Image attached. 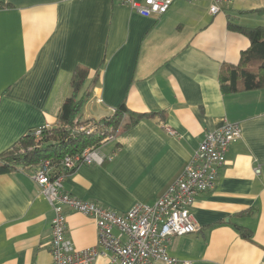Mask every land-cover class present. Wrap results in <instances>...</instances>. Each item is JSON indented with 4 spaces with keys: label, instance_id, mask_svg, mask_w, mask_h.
Listing matches in <instances>:
<instances>
[{
    "label": "crops",
    "instance_id": "1",
    "mask_svg": "<svg viewBox=\"0 0 264 264\" xmlns=\"http://www.w3.org/2000/svg\"><path fill=\"white\" fill-rule=\"evenodd\" d=\"M0 6V154L56 126L77 67L90 70L84 119L110 118L121 104L154 114L102 147L112 161L80 166L63 180L65 193L120 214L138 203L154 205L207 132L238 124L242 137L230 146L215 188L196 197L199 231L173 238L169 254L177 264H264V89H221L227 69L251 46L229 29V19L264 26V0H234L216 15L208 0H174L161 17H143L124 0H0ZM35 172L0 175V264H53L55 212ZM65 212L75 248H96L93 264H112L94 220ZM237 227L251 231L252 240Z\"/></svg>",
    "mask_w": 264,
    "mask_h": 264
},
{
    "label": "built area",
    "instance_id": "2",
    "mask_svg": "<svg viewBox=\"0 0 264 264\" xmlns=\"http://www.w3.org/2000/svg\"><path fill=\"white\" fill-rule=\"evenodd\" d=\"M208 1L211 2V13L216 15L234 0ZM173 2L124 0L125 5L143 17H161L169 11ZM98 128L97 123H91L79 126L77 130L90 135ZM42 129L35 134L40 136ZM167 131L170 135H176L171 128H167ZM241 137L242 129L238 124H227L221 129L207 132L181 176L154 205L138 203L124 214L65 193L62 190L65 175L55 176L52 162H42L32 178L55 212L51 239L53 264H93L99 255L96 248L76 249L67 238L65 208L94 220L98 245L111 253L109 259L112 264H177L178 260L169 254V245L175 237L199 231L200 227L192 214L196 197L215 188L218 169L225 164L230 146ZM112 139L114 137H109L99 148H88L80 154L65 157L61 166L67 172H73L80 166H101L112 161L114 154L106 155L101 151ZM255 174H261L260 167L255 169Z\"/></svg>",
    "mask_w": 264,
    "mask_h": 264
},
{
    "label": "trees",
    "instance_id": "3",
    "mask_svg": "<svg viewBox=\"0 0 264 264\" xmlns=\"http://www.w3.org/2000/svg\"><path fill=\"white\" fill-rule=\"evenodd\" d=\"M2 7V6H0ZM264 13V10H260ZM229 29L247 37L251 46L242 52L238 65L230 66L221 80L225 94L264 89V26H241L229 19ZM98 77H95L93 84ZM90 70L77 67L72 75V94L61 107L56 126L43 127L42 134L31 132L22 137L11 149L0 154V175L12 173L20 168L37 169L46 160L52 162L55 176L67 175L61 163L67 156L82 153L88 148H99L109 137H116L141 121L151 118L153 113H137L121 104L110 118L101 121L84 119L83 110L91 97ZM97 123L99 128L87 135L79 132V126ZM243 239L252 240L251 231L237 227Z\"/></svg>",
    "mask_w": 264,
    "mask_h": 264
}]
</instances>
